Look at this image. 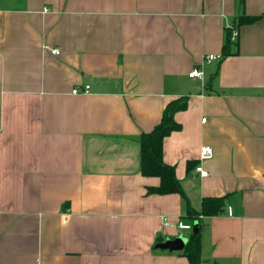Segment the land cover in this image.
<instances>
[{
    "label": "crops",
    "instance_id": "0c3cea01",
    "mask_svg": "<svg viewBox=\"0 0 264 264\" xmlns=\"http://www.w3.org/2000/svg\"><path fill=\"white\" fill-rule=\"evenodd\" d=\"M242 1L0 0V264H189L157 248L187 237L164 226L187 205L148 193L138 140L182 97L163 159L193 210L225 198L202 220L203 264H264V16L205 61L264 15Z\"/></svg>",
    "mask_w": 264,
    "mask_h": 264
},
{
    "label": "trees",
    "instance_id": "16d2710c",
    "mask_svg": "<svg viewBox=\"0 0 264 264\" xmlns=\"http://www.w3.org/2000/svg\"><path fill=\"white\" fill-rule=\"evenodd\" d=\"M244 3V0L242 1ZM262 16L249 17L239 16L235 24L227 30L226 42L223 48L222 60L226 57L237 53V41H232L234 30H238L242 26L252 25L258 22ZM237 42V43H236ZM211 89V86H210ZM189 105V97H182L169 102L162 116L160 123L149 133H143L139 136V145L141 153V174L144 177H154L160 180L158 187L148 189L151 195H181L187 205L185 222L193 228L198 226L197 234L193 233L187 236L188 243L183 250V256L188 260L189 264H203L202 261V220L203 218L215 217L222 213L224 209L225 198H204L200 212L193 210L184 194L183 188L176 176L175 167L165 163L163 159L164 140L172 133L181 130V124L175 120L177 113L187 110Z\"/></svg>",
    "mask_w": 264,
    "mask_h": 264
},
{
    "label": "built area",
    "instance_id": "2783aa9c",
    "mask_svg": "<svg viewBox=\"0 0 264 264\" xmlns=\"http://www.w3.org/2000/svg\"><path fill=\"white\" fill-rule=\"evenodd\" d=\"M238 38V30H234L233 34H232V41H236ZM51 53L55 56L59 55L60 52L58 49H52ZM222 59V55H209L207 57H205V61L208 63H212V62H216V61H220ZM204 72L200 69V68H195L192 72H190L189 77L191 79H195V80H200V81H204ZM90 91V86H86L85 87V94H89ZM73 94H80V91L75 89L73 91ZM205 121V119L203 120ZM214 156V150L211 146H204L201 150V154H200V161H206V160H210L212 159ZM196 172L199 173L201 178H208L210 177L211 173L204 169V167L202 165H199L196 168ZM164 226L165 227H172L177 229L179 232H187V231H192L193 227L190 224H186L183 222H177V223H170V221L164 219Z\"/></svg>",
    "mask_w": 264,
    "mask_h": 264
},
{
    "label": "water",
    "instance_id": "95a60500",
    "mask_svg": "<svg viewBox=\"0 0 264 264\" xmlns=\"http://www.w3.org/2000/svg\"><path fill=\"white\" fill-rule=\"evenodd\" d=\"M198 231L199 228L197 225H195L193 228V233L197 234ZM187 243H188V238L183 235H179L174 240L167 239L165 242L157 245V248L169 250V251H183Z\"/></svg>",
    "mask_w": 264,
    "mask_h": 264
},
{
    "label": "rangeland",
    "instance_id": "374dc122",
    "mask_svg": "<svg viewBox=\"0 0 264 264\" xmlns=\"http://www.w3.org/2000/svg\"><path fill=\"white\" fill-rule=\"evenodd\" d=\"M185 234H186L187 236H189V235L191 234V232H186Z\"/></svg>",
    "mask_w": 264,
    "mask_h": 264
}]
</instances>
